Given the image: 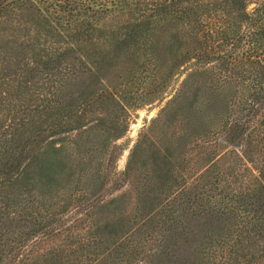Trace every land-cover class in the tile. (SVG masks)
Listing matches in <instances>:
<instances>
[{"label": "trees", "instance_id": "1", "mask_svg": "<svg viewBox=\"0 0 264 264\" xmlns=\"http://www.w3.org/2000/svg\"><path fill=\"white\" fill-rule=\"evenodd\" d=\"M170 25L175 27L169 37L187 39L194 44L178 56L172 68L192 63L199 68L212 66L209 70L213 72L217 62L227 69L230 62L234 63L231 76L222 73L221 79L237 80L241 92L238 97L239 90L235 89L236 108L216 128L207 131L205 139L215 138L222 140L225 147L233 146L231 151L237 155V161L231 170L219 167L227 148L211 158L200 172V186L197 181L189 189L178 192L179 202L181 196H188V207L192 210L187 216L191 219L186 218L185 225L170 224L172 236L164 240L160 247L165 249L152 262L196 264L197 254L187 249L194 240L190 238L194 227L189 224L196 221L201 226V238H196L205 253L206 248L214 245L262 248L259 264H264V0H0V60L7 62L3 71L17 66L19 70H13L15 74L21 71L27 75L32 71V79L42 74L47 79L35 83L34 87L42 92H33L34 104L28 107L32 110L27 109V117L15 118L12 113L7 120L0 114V255L5 251L7 233L21 229L16 246L7 256L12 254L16 264L21 249L48 235L49 224L53 225L66 211L69 201L65 199L69 194H60L66 178L62 175L61 178L59 173H64L72 160L66 152V143L62 142L65 136L79 131L81 136L84 134L81 138L86 136V143L95 134L98 138L95 143L101 141L107 145L105 132L88 124V108L97 101V91L73 90V85H78L77 74L84 70L72 59H79L85 65L90 45L107 43V32L120 31L118 47L125 45L133 53L143 54L146 64L154 65V61L157 64L152 45L154 32ZM37 58L41 62L35 64L33 60ZM20 60L35 65L24 66L25 61L19 64ZM227 69L220 68V73ZM3 71L0 89L6 95L12 89V79L8 80ZM165 83L164 78L159 85L163 87ZM58 136L62 137L59 144L50 142L37 148ZM86 149L91 150V146ZM139 152L141 148L137 145L131 167ZM159 160L163 157L157 163ZM131 169L124 174H129ZM62 203L66 207L60 211ZM55 208L58 210L53 211ZM151 220L154 222L155 218ZM160 222L158 219L157 225ZM143 226L149 224L144 222ZM132 236L126 233L125 247L131 245ZM181 248H185L186 255L179 256L183 253ZM136 249H126L122 260L109 251L90 264H139L140 260L144 261L139 257L144 255L140 254L135 261V255L140 253ZM198 253L203 254L202 250ZM44 256H36L34 262L24 264H39L48 259ZM3 260L0 256V264H10ZM58 263L68 264L62 260Z\"/></svg>", "mask_w": 264, "mask_h": 264}, {"label": "rangeland", "instance_id": "2", "mask_svg": "<svg viewBox=\"0 0 264 264\" xmlns=\"http://www.w3.org/2000/svg\"><path fill=\"white\" fill-rule=\"evenodd\" d=\"M174 27L155 30L152 45L158 63L154 61V65L146 64L143 54L137 55L138 51L133 53L125 45L118 47L117 32L120 31L107 32V43L90 45L85 65L79 59H72L84 70L77 74L78 85H73V90L78 93L97 91V101L88 108V124L105 132L107 145L101 141L95 143L98 139L95 134L92 141L86 143V136L81 138L84 134L81 136L79 131L65 136L62 142L66 143V152L72 161L64 173H59L60 177L66 178L60 194H69L65 199L69 204L67 207L61 204L60 211L64 207L66 211L53 225L49 224L48 235H42L27 249L17 248L21 253L17 254L16 264L31 263L35 261L33 258L43 255L48 259L42 258L39 264H59L60 260L68 264H90L97 256L109 251L122 260L128 248H137L140 252L135 255V261L140 254L144 255L139 257L144 259L139 264H153L154 258L158 259L165 249L160 247L164 240L172 236L170 224L185 225L188 224L186 218L191 219L187 216L192 210L188 207V196H181L179 202L176 200L178 192L189 189L197 181L200 186V172L227 148L219 167L226 171L236 167L237 155L231 151L233 146L225 147L222 140L215 138L205 139L207 131L216 128L223 122L222 118H227L236 108L235 89L239 90L238 97L241 92L237 80L221 79L222 73L231 76L229 72L233 71L234 63L230 62L227 69L226 65L217 62L213 72L209 70L212 66L199 68L192 63L172 68L178 56L194 46L187 39L169 37ZM24 61V66L29 64L31 67L40 58L33 60L35 64L27 60H20L19 64ZM6 63L0 60V74ZM16 68L12 66L11 71H3L8 80L12 79V89H8L6 95H2L0 89V114L7 120L12 113L15 118L27 117L28 107L34 104L33 92H42L41 88L34 87L35 83L47 81L43 74L41 77L36 74L37 77L32 79V71L27 75L21 71L15 74L19 70ZM220 68H226L228 73H220ZM94 74L96 77L91 76ZM164 78L166 83L161 87L159 82ZM31 113L36 114L35 111ZM61 140L58 136L40 143L37 148L50 142L59 144ZM137 145L141 152L131 167ZM88 146H91L89 151ZM160 156L163 160L157 163ZM129 168H132L129 174H124ZM154 218L153 222L151 219ZM158 219L161 222L157 225ZM144 222L149 226H143ZM15 223L19 224L18 220ZM189 225L194 227V233L190 235L194 240L193 246L187 249L189 253L197 254L196 264H259L262 261V248H219L214 245L206 248L205 253L196 238L200 237L199 222ZM127 232L134 235L129 247H125ZM20 233L21 229L17 228L5 236L8 243L0 255L4 263L14 264L12 254L7 256L13 245L16 246ZM180 251L183 253L179 256L187 254L185 248ZM55 257L58 258L56 261L50 260ZM67 257L71 258L67 260Z\"/></svg>", "mask_w": 264, "mask_h": 264}]
</instances>
